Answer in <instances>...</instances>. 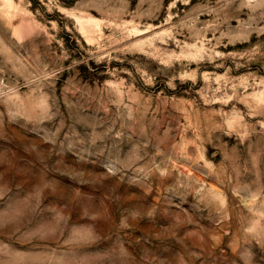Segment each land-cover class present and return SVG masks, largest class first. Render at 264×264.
Segmentation results:
<instances>
[{
    "label": "rangeland",
    "instance_id": "obj_1",
    "mask_svg": "<svg viewBox=\"0 0 264 264\" xmlns=\"http://www.w3.org/2000/svg\"><path fill=\"white\" fill-rule=\"evenodd\" d=\"M0 264H264V0H0Z\"/></svg>",
    "mask_w": 264,
    "mask_h": 264
}]
</instances>
